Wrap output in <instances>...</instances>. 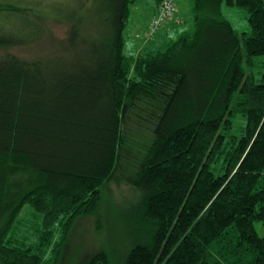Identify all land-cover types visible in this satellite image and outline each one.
<instances>
[{"label": "trees", "instance_id": "trees-1", "mask_svg": "<svg viewBox=\"0 0 264 264\" xmlns=\"http://www.w3.org/2000/svg\"><path fill=\"white\" fill-rule=\"evenodd\" d=\"M193 1V31L128 56L137 0L33 16L0 0V264H59L111 182L139 195L122 248L79 264H264V2L226 0L248 14L238 33L224 0ZM50 19L68 25L50 57L12 52L48 40ZM132 145L139 157L122 161Z\"/></svg>", "mask_w": 264, "mask_h": 264}, {"label": "rangeland", "instance_id": "rangeland-1", "mask_svg": "<svg viewBox=\"0 0 264 264\" xmlns=\"http://www.w3.org/2000/svg\"><path fill=\"white\" fill-rule=\"evenodd\" d=\"M8 1L17 5L21 4L31 7L32 10L29 11L28 14L33 16L41 14L43 9L47 11L50 10L49 8L54 3L66 1L62 3L67 4L73 0ZM158 3L159 0H137L134 5L132 17L126 32L125 53L128 56H137L140 52L164 50L168 44L174 39H178L184 32L191 29L193 31L194 1L176 0V7L178 9L177 21L179 22H174L176 16L174 19H169L168 22L160 28L156 36L152 38L153 36L150 31L151 18ZM222 16L225 20L230 22L238 33H249L251 31L247 12L242 8L227 5L226 0H224L222 5ZM13 18V16H9L7 22L11 23L12 21H10V19ZM45 24L48 28L47 31H49L48 40L45 42L42 41L43 43L41 42L39 45L34 44L14 48L12 52L28 60L38 58L41 55L50 57L53 54L54 48L65 38L68 25L53 19L48 20ZM169 26H173L174 28L171 30ZM235 124L240 128L244 125V120L238 117L235 119ZM137 154L138 149L132 145L130 149L128 148L122 152L121 159L122 161L135 160L139 157ZM109 188V190L105 189L103 191V204L101 207V214L99 215L100 225H103L105 229L103 232H100V226L97 222L99 216L97 215L79 218L72 230L71 239L64 250V256L59 264H79L80 256L86 259L91 254L101 249L102 245L111 246V250L112 248L115 249V251L121 250L122 242L125 239L122 232L124 228L122 223H124L125 220L128 221L132 219L129 213V211H131L130 207L133 208L136 206L135 202L138 201L137 198L139 195L132 186L124 182H111ZM32 212L33 209L29 206H26L22 211L21 217L25 223L22 224L20 230L21 234L30 233L31 225H29V223L32 219ZM28 230L29 232H26ZM50 257L47 256L43 264H53L51 261L52 257Z\"/></svg>", "mask_w": 264, "mask_h": 264}, {"label": "built area", "instance_id": "built-area-1", "mask_svg": "<svg viewBox=\"0 0 264 264\" xmlns=\"http://www.w3.org/2000/svg\"><path fill=\"white\" fill-rule=\"evenodd\" d=\"M177 12L176 0H163L151 21V34L159 30L169 19L174 18Z\"/></svg>", "mask_w": 264, "mask_h": 264}, {"label": "crops", "instance_id": "crops-1", "mask_svg": "<svg viewBox=\"0 0 264 264\" xmlns=\"http://www.w3.org/2000/svg\"><path fill=\"white\" fill-rule=\"evenodd\" d=\"M162 0H159V3H158V6L156 7L155 11H154V14L152 15V18L155 16L157 10H158V7H159V4L161 3ZM151 18V19H152ZM178 20V14L176 15V20L174 22H179L177 21ZM151 21V20H150ZM169 28L172 30L174 27L173 26H169Z\"/></svg>", "mask_w": 264, "mask_h": 264}]
</instances>
